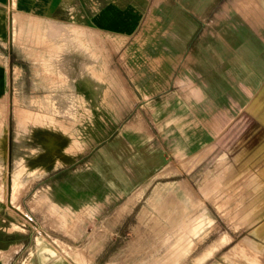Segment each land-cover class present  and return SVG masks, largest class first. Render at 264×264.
<instances>
[{
    "label": "rangeland",
    "instance_id": "rangeland-1",
    "mask_svg": "<svg viewBox=\"0 0 264 264\" xmlns=\"http://www.w3.org/2000/svg\"><path fill=\"white\" fill-rule=\"evenodd\" d=\"M255 1L256 18L245 0H142L129 35L71 23L14 37L24 70L20 104L0 106V177L13 197L39 180L37 202L15 203L37 214L38 241L71 264H193L228 233L201 264L230 262L227 251L264 264V170L261 185L218 178L264 147L249 110L264 82V2Z\"/></svg>",
    "mask_w": 264,
    "mask_h": 264
},
{
    "label": "crops",
    "instance_id": "crops-1",
    "mask_svg": "<svg viewBox=\"0 0 264 264\" xmlns=\"http://www.w3.org/2000/svg\"><path fill=\"white\" fill-rule=\"evenodd\" d=\"M141 2L142 0H135V2L132 0H0V106L20 104L16 102L20 99L16 90L21 82L19 75L24 67L17 61L19 56L16 53L14 37H31L27 31H32V27L36 24L65 28L71 26V23L100 33L129 35L142 21ZM245 2L249 12H252L253 17L256 18L258 12H261L258 3L255 0H245ZM174 24L182 26L177 20H174ZM249 110L264 124V82L253 98ZM107 145L112 148L113 140ZM102 157L103 147L101 146L93 163L98 187H102L104 182ZM39 167L38 163L32 165V169ZM46 168L48 169L49 165ZM108 169L111 171L109 177L112 179L113 167L110 166ZM262 170H264V147L258 156L246 162L233 175H231V166H223L218 178L224 179V182L219 183L226 186H232L236 182L243 186L261 185L263 183L257 180L262 178L256 176V171ZM248 171H250L249 176L245 177ZM243 178L245 182L242 181ZM30 181L26 189H20L18 196L16 194L17 197H13L11 180L6 181L0 177V264H71L70 257L55 254L54 243L38 241L39 230L33 225L36 223L37 214L32 209L23 211L15 205L17 201L20 204L38 201L37 194H33L32 191L37 189L39 180ZM211 181L209 179L210 184ZM50 183L47 182V187L53 185L52 182ZM112 183H114L113 180L110 184ZM92 196L97 197L96 194H86L81 199H74L70 194H63V198L58 200L88 201L92 200ZM51 200L55 201L53 194ZM20 218L26 219L28 225L23 226V223L19 221ZM17 223L20 227H17ZM231 239L228 233H222L194 257L193 264H201L205 259L207 262ZM227 252L223 255L230 262L220 259L219 264H241L242 262L246 264V256H228Z\"/></svg>",
    "mask_w": 264,
    "mask_h": 264
},
{
    "label": "bare ground",
    "instance_id": "bare-ground-1",
    "mask_svg": "<svg viewBox=\"0 0 264 264\" xmlns=\"http://www.w3.org/2000/svg\"><path fill=\"white\" fill-rule=\"evenodd\" d=\"M19 113V112H18Z\"/></svg>",
    "mask_w": 264,
    "mask_h": 264
}]
</instances>
